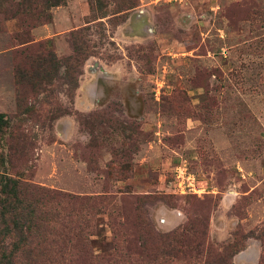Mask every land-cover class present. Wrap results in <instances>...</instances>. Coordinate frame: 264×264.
<instances>
[{
  "label": "rangeland",
  "instance_id": "rangeland-1",
  "mask_svg": "<svg viewBox=\"0 0 264 264\" xmlns=\"http://www.w3.org/2000/svg\"><path fill=\"white\" fill-rule=\"evenodd\" d=\"M19 1L0 0V175L76 197L45 200L67 249L35 264H264V0ZM22 31L82 46L73 76L17 86ZM183 225L192 251L163 255Z\"/></svg>",
  "mask_w": 264,
  "mask_h": 264
},
{
  "label": "trees",
  "instance_id": "trees-1",
  "mask_svg": "<svg viewBox=\"0 0 264 264\" xmlns=\"http://www.w3.org/2000/svg\"><path fill=\"white\" fill-rule=\"evenodd\" d=\"M61 1L39 0V2H35V0H22L18 2V6H20V9L24 13L33 12L39 16L44 12L45 7L58 6L61 4ZM118 3L123 9L135 6V0H118ZM37 4L39 6H36ZM42 16L47 18V12H44ZM35 26L36 24H32V27ZM26 34L28 33L25 31L21 32L19 45H22L21 47L24 48L17 51L23 57L22 62L15 66L17 86L19 85L20 87L26 83L30 88H43L44 84L50 83L54 77H57L60 65H65V75L68 76V79L73 76L72 71L74 68L76 70L84 58L82 46H79L72 39L73 53L65 58H57L51 47H47L44 42L34 44V40ZM32 47L36 49L31 55L30 52L33 51L31 50ZM30 60L35 65H33L32 69L28 70L27 66H29ZM68 94L70 95L69 92ZM16 99L20 100L18 95ZM3 120L2 115H0V121ZM51 198L55 200H70L76 197L37 184L21 181L6 174L0 175V264H35L38 258L46 255L47 246L55 247L59 243H62L64 246L61 256L65 255L67 247L64 244V239H61L65 231L57 234L59 238L56 239L50 235L47 227L49 219L47 216L51 212V209L44 208L43 205L45 200L49 201ZM188 232V227L183 225L161 235L160 240L164 247L161 251L162 254L175 255L183 253V248H187L188 254H190L193 248L189 249L192 241ZM65 234H68V239L74 235L71 229L68 232L66 231ZM80 239V244L85 246L91 245L89 236L82 235ZM195 243L199 246V243ZM98 256L91 252L87 254L88 259H92V257L97 258Z\"/></svg>",
  "mask_w": 264,
  "mask_h": 264
}]
</instances>
